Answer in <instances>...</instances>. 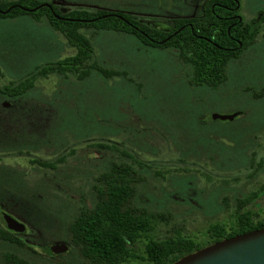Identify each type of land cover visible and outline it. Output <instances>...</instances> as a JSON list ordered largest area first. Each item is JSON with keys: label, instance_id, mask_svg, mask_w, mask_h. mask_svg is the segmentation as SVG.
<instances>
[{"label": "rangeland", "instance_id": "1", "mask_svg": "<svg viewBox=\"0 0 264 264\" xmlns=\"http://www.w3.org/2000/svg\"><path fill=\"white\" fill-rule=\"evenodd\" d=\"M57 1L62 10H124L158 27H169L172 18L200 14L203 3ZM239 4L248 22L264 10V0H239ZM22 14H0V88L12 80L35 76L34 84L18 97L1 98L9 105L18 101L19 106L29 108V114L19 120L32 131L26 139L32 147L28 155L2 157L0 171L15 166L12 172L23 170L33 177L43 171L31 158L65 155L58 170L49 172L60 183L54 195L57 202H65V214L82 202L90 203V182L107 164L138 159L143 167L135 165L145 177L138 202L171 213L170 224L159 223L157 235L163 236L166 227H174L203 242L211 222L228 227L234 223L236 197L264 184L261 34L229 61L224 82L215 88L195 87L172 47L151 45L132 32L95 25L80 28L93 47L91 66L84 75L74 72L69 63L63 64L66 67L61 71L39 73L41 67L74 55L77 47L50 24L45 14ZM99 66L121 73L100 74ZM213 112L239 113L222 119ZM196 116H204L207 126L195 124ZM212 128L217 132L208 139L205 132ZM209 140L215 148L211 151L204 147ZM5 178L0 174L1 181ZM248 206L264 216L262 194ZM9 249L24 255L29 264H47L40 255H25L20 248L0 241V256ZM82 260L74 249L50 263L84 264ZM121 264L148 263L132 259Z\"/></svg>", "mask_w": 264, "mask_h": 264}, {"label": "trees", "instance_id": "2", "mask_svg": "<svg viewBox=\"0 0 264 264\" xmlns=\"http://www.w3.org/2000/svg\"><path fill=\"white\" fill-rule=\"evenodd\" d=\"M25 11L45 14L50 24L64 32L68 41L77 47L74 55L47 63L38 70L39 73L61 71L66 67L63 64L69 63L74 72L84 75L91 66L93 47L80 28L95 25L132 32L151 45L172 47L188 72L190 84L215 88L226 80L229 61L238 56L243 47L252 44L258 35L264 37V10L255 20L244 21L239 0H203L200 14L172 18L169 27L149 24L124 10L75 7L62 10L56 4L41 0H0L1 16H14ZM97 68L100 74L108 76L121 73L118 69ZM34 81L32 75L12 80L0 88V113H3L0 115V166L2 157L25 155L32 147L26 140L32 131L19 120L29 114V108L19 106L18 101L5 107L1 98L18 97ZM203 117L196 116L193 122L199 127L207 126ZM215 132L217 130L212 128L205 134L211 139ZM206 145L204 147L209 151L215 149L210 140ZM65 158L63 154L52 159L31 158L30 161L37 163L43 171L33 177L23 170L12 172L17 169L15 166L0 171L1 176L6 177L0 180V209L25 224L23 230H17L0 220V241L20 248L25 255H40L47 264L74 249L84 264H121L132 259L148 264H170L206 244L264 224V216L260 217L247 207L259 195L264 196V184H261L244 196H237L234 223L228 227L222 222H211L203 242L174 227H166L163 236L157 235L159 223L170 224L171 213L138 202L139 188L145 181L135 165L138 163L143 167L138 159L111 161L90 182L91 202H82L75 210L63 214L65 202L61 199L57 202L54 195L60 190V183L49 172L57 171ZM60 241L67 244V250L52 252L50 244ZM0 264H29V261L9 249L2 252Z\"/></svg>", "mask_w": 264, "mask_h": 264}, {"label": "water", "instance_id": "3", "mask_svg": "<svg viewBox=\"0 0 264 264\" xmlns=\"http://www.w3.org/2000/svg\"><path fill=\"white\" fill-rule=\"evenodd\" d=\"M9 103L8 100L3 102L5 106ZM238 113L213 112L212 115L225 119L232 118ZM0 220H4L7 226L17 230L25 228V224L6 211L0 210ZM67 248V244L62 241L50 244V249L54 253L66 251ZM170 264H264V224L206 244L191 253L184 254Z\"/></svg>", "mask_w": 264, "mask_h": 264}, {"label": "crops", "instance_id": "4", "mask_svg": "<svg viewBox=\"0 0 264 264\" xmlns=\"http://www.w3.org/2000/svg\"><path fill=\"white\" fill-rule=\"evenodd\" d=\"M41 1H44V2H51V3H53V4H58V5H60V3H58V1L57 0H41ZM66 9H68V8H64L63 10H66ZM18 15H24V14H18ZM16 17H18V16H16ZM21 19H26L24 16H19ZM26 20H28V19H26Z\"/></svg>", "mask_w": 264, "mask_h": 264}, {"label": "flooded vegetation", "instance_id": "5", "mask_svg": "<svg viewBox=\"0 0 264 264\" xmlns=\"http://www.w3.org/2000/svg\"><path fill=\"white\" fill-rule=\"evenodd\" d=\"M91 193V192H90ZM91 202V201H90Z\"/></svg>", "mask_w": 264, "mask_h": 264}]
</instances>
